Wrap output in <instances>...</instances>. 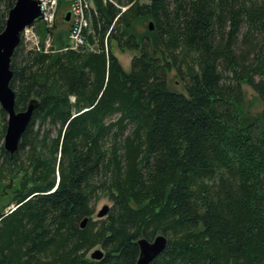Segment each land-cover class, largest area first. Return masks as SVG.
<instances>
[{
	"label": "trees",
	"instance_id": "obj_1",
	"mask_svg": "<svg viewBox=\"0 0 264 264\" xmlns=\"http://www.w3.org/2000/svg\"><path fill=\"white\" fill-rule=\"evenodd\" d=\"M93 1L92 48L39 21L48 51L12 54L15 108L36 102L13 154L0 107V264H135L157 234L149 264H264V112L242 109L243 84L264 101V0ZM114 47L136 52L129 71Z\"/></svg>",
	"mask_w": 264,
	"mask_h": 264
},
{
	"label": "water",
	"instance_id": "obj_2",
	"mask_svg": "<svg viewBox=\"0 0 264 264\" xmlns=\"http://www.w3.org/2000/svg\"><path fill=\"white\" fill-rule=\"evenodd\" d=\"M41 18L38 0H15L14 5L7 13L5 27L0 32V107L7 114L3 147L10 154L18 149L21 136L31 120L36 102L32 99L25 109L16 110L15 92L10 87L11 57L22 38V31L39 22ZM64 20L66 22L69 20V12L65 14ZM148 28L150 30L154 28L152 21L148 22ZM108 209V207H104L97 213V217L105 216ZM87 220V217L81 220V228L86 225ZM137 244L139 253L135 264H149L165 249L167 237L163 234H157L151 240L141 237L137 240ZM103 254V250L94 249L90 253V258L99 260Z\"/></svg>",
	"mask_w": 264,
	"mask_h": 264
},
{
	"label": "built area",
	"instance_id": "obj_3",
	"mask_svg": "<svg viewBox=\"0 0 264 264\" xmlns=\"http://www.w3.org/2000/svg\"><path fill=\"white\" fill-rule=\"evenodd\" d=\"M64 3V10L69 12V20L68 22V33L67 40L68 44L65 47L71 49H80V48H92V45L87 42V34H89L90 28V15L91 11L94 9V1L93 0H62ZM106 1V0H104ZM112 1L113 0H108ZM39 9L42 15L41 22L46 27H54L55 22L58 16V7L60 4V0H38ZM124 9V8H122ZM34 26V25H33ZM33 26L27 27L22 31V38L26 36V32L34 29ZM33 34L31 38L26 39L28 42V47L44 51H48L51 44V36L47 35L46 40H44V46H42L39 42V37L32 31Z\"/></svg>",
	"mask_w": 264,
	"mask_h": 264
},
{
	"label": "rangeland",
	"instance_id": "obj_4",
	"mask_svg": "<svg viewBox=\"0 0 264 264\" xmlns=\"http://www.w3.org/2000/svg\"><path fill=\"white\" fill-rule=\"evenodd\" d=\"M139 1L140 2H147L148 0H139ZM148 22L149 21L145 22L144 25H146V24L148 25ZM55 27L57 28V30L67 29L68 23H65L59 15V16H57V19L55 22ZM33 30L34 29L26 32V36H24V38H22L24 43L27 46H29V45H28V42L26 41V39L28 40V38H31V35L33 34V32H32ZM46 38H47V36H46ZM46 38H45V40H46ZM113 51H114L115 55L117 56V58L119 59V62L121 63L124 70L129 71L131 68L130 67L131 58L134 54H136V52L132 51V50L120 51L116 47H114ZM167 81H168L169 87L172 90L186 94V91L184 88V81H182L180 79V77L177 75L175 69H171L170 71L167 72ZM242 90H243V105H242L243 112L246 115L249 114L250 116H254V115H258L260 113H263L264 112V101L260 100L257 97L256 93L253 91V89L250 86H248L247 84L242 85ZM6 182H8V181H6ZM10 185H12V183H10L9 186ZM0 205H1V202H0ZM93 206H94L93 219L98 220V219L104 218V216L103 217H97V213L100 210H102L104 207L109 208L111 206V201L108 199V197L106 195H100L98 197V199L94 200ZM94 249L103 250L100 246H96L88 252L89 256H90V253Z\"/></svg>",
	"mask_w": 264,
	"mask_h": 264
}]
</instances>
